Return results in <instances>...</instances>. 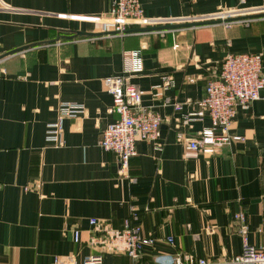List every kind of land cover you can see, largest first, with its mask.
<instances>
[{"label": "crops", "instance_id": "1", "mask_svg": "<svg viewBox=\"0 0 264 264\" xmlns=\"http://www.w3.org/2000/svg\"><path fill=\"white\" fill-rule=\"evenodd\" d=\"M140 1L147 17L173 19L166 28L179 29L106 34L101 21L113 0H0V264H54L57 256L81 263L98 252L90 219L122 228L132 210L154 245L138 261L104 253V264H154L178 252L232 258L243 248L240 212L249 242L264 247V90L237 107V138L217 153L191 150L179 138L212 126L193 102L229 53L264 58V0ZM230 10L226 26L221 12ZM126 50L143 60L144 71L130 75L142 104L164 119L157 140L136 139L128 169L134 181L99 145L118 118L104 78L122 73ZM168 76L172 85L154 96ZM63 101L86 111L64 120L65 144L53 147L47 125ZM195 111L200 116L184 124Z\"/></svg>", "mask_w": 264, "mask_h": 264}, {"label": "built area", "instance_id": "2", "mask_svg": "<svg viewBox=\"0 0 264 264\" xmlns=\"http://www.w3.org/2000/svg\"><path fill=\"white\" fill-rule=\"evenodd\" d=\"M222 21L226 26L231 23L230 11H222ZM214 18V17H212ZM103 32L109 35H125L135 32L142 27L154 28L151 31L165 33L177 31V28H166L175 22L173 19L162 17H147L140 0H113L108 16L103 19ZM3 57H0V63ZM264 58L256 52L229 53L223 60L219 75L208 81L205 95L193 104L205 111L212 122L211 127L204 128L197 137L184 139L191 150L206 154H215L237 137L232 135L233 119L239 105H247L260 99L264 90ZM144 71L142 57L138 50H126L123 56V71L119 75L104 78V85L112 95L111 112L118 118L103 131L99 145L106 151L117 155L119 173L135 179L128 174L130 159L136 154V139L155 141L158 139L163 117L150 107L142 104V93L138 85L130 79L131 74ZM173 79L165 77L162 85L156 86L154 96L159 97L163 91L172 85ZM168 102L169 99H166ZM176 110L183 108L182 103H175ZM86 111L83 104L73 101H63L58 106L56 120L47 125L46 143L53 147H62L65 141L63 122L74 118ZM200 116L199 111L187 114L184 124L190 123ZM240 220V232L243 237V248L240 254L232 258H203L190 253L178 252L174 255H159L154 264H264V247H257L249 242L247 215L244 212L236 214ZM90 224L96 235L90 238V244L98 249L79 263L73 256H57L54 264H104V253H124L138 261L148 245H154L156 239L143 232L139 212L132 210L123 220L122 228H115L106 221L91 218ZM75 241L80 239V231H74ZM173 242V237L167 239Z\"/></svg>", "mask_w": 264, "mask_h": 264}, {"label": "water", "instance_id": "3", "mask_svg": "<svg viewBox=\"0 0 264 264\" xmlns=\"http://www.w3.org/2000/svg\"><path fill=\"white\" fill-rule=\"evenodd\" d=\"M205 22H211V21H205ZM201 23V22H200ZM197 23H186V24H183L184 25H196ZM175 26H181V25H173L172 27H175ZM154 28H151V27H142V28H137V29H134L135 32H143V31H150V30H153ZM80 34H86L85 32H80Z\"/></svg>", "mask_w": 264, "mask_h": 264}, {"label": "trees", "instance_id": "4", "mask_svg": "<svg viewBox=\"0 0 264 264\" xmlns=\"http://www.w3.org/2000/svg\"><path fill=\"white\" fill-rule=\"evenodd\" d=\"M127 255V254H126ZM128 256V255H127Z\"/></svg>", "mask_w": 264, "mask_h": 264}]
</instances>
